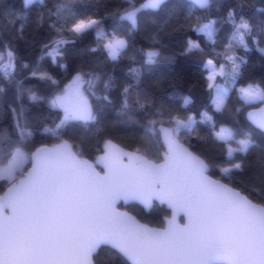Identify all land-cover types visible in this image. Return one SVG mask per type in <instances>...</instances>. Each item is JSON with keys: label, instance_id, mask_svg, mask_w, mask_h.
Masks as SVG:
<instances>
[{"label": "snow or ice", "instance_id": "6c2138e0", "mask_svg": "<svg viewBox=\"0 0 264 264\" xmlns=\"http://www.w3.org/2000/svg\"><path fill=\"white\" fill-rule=\"evenodd\" d=\"M34 2L20 0V5L27 8ZM163 2L145 0L137 7L134 0H126L129 7L118 8L110 14L118 17L110 31L102 28L103 18L74 11L69 3H58L55 11L49 9L48 13L56 17L49 25L55 37L42 45V55L57 63L64 54L63 46L94 32L96 47L90 51L102 49L106 59L115 61L127 48V40L119 34V22L127 20L136 27L137 14L142 9H155ZM192 3L204 7L209 0H192ZM17 15L23 19L21 13ZM40 19L42 21L43 15ZM228 19L233 30L223 51L215 57L207 56L202 43L192 35L186 38L181 52L184 56L199 54L204 57L207 87L213 92L211 102L218 111L226 106L229 87L217 83V78H224L228 85L237 84L244 58L236 55V47L247 50L245 37L252 35V26L246 19L241 17L236 23L231 10ZM213 23L189 25V30L197 36L203 34L214 45ZM23 28L21 24L18 30L21 34ZM252 39L264 54L257 37L252 36ZM144 56V63L151 64L159 52L149 49ZM17 59L10 45L0 47V75L11 79ZM129 72L135 74L138 82L140 70L131 68ZM31 75L58 85L47 72L33 70ZM84 77V73L77 71L71 81L47 101L63 115L54 127L45 124L39 130L51 134L58 143L51 147L41 145L30 153L16 146L7 154L6 162L0 159V180L11 182L18 175L23 177L0 197V264H94L93 253L106 245L117 249L131 264H264V205L253 203L241 192L208 174L211 165L184 143L185 137L195 132L196 120L192 115L184 119L168 114L169 127L162 129L165 151L158 153L160 163L122 152L111 140H106L105 156L101 158L104 168L97 171L92 163L82 158L78 146L61 138V130L70 121L98 120L87 90L82 88L92 80L86 81ZM94 79L98 80L99 76ZM104 86L108 89L109 82L105 81ZM131 92V85L122 89V111L131 106ZM236 92L254 108L248 113L249 119L264 130V107H255L257 101L264 105V88L249 83L236 88ZM29 98L33 101L43 99L34 93ZM103 100L111 103L108 95H104ZM189 102L185 97L184 104ZM136 105L144 107L139 90L136 91ZM9 108L15 133L21 140L31 137L33 129L23 119L22 112L18 113L12 105ZM156 115L164 113L158 109ZM202 120L211 123L212 117L204 112ZM157 123L165 121L151 119L147 130L153 131ZM211 135L223 142L229 157L247 152L253 145L247 134L237 139L233 130L225 126L218 130L213 127ZM140 151L138 148L137 152ZM124 156L128 163L123 162ZM28 164L31 167H27ZM216 167L222 175H228L232 169H240L241 163ZM121 200H139L146 208L154 200L166 202L173 209V216L165 219L164 227H150L120 211L118 202ZM179 211L186 217L183 224L176 221Z\"/></svg>", "mask_w": 264, "mask_h": 264}, {"label": "trees", "instance_id": "16d2710c", "mask_svg": "<svg viewBox=\"0 0 264 264\" xmlns=\"http://www.w3.org/2000/svg\"><path fill=\"white\" fill-rule=\"evenodd\" d=\"M143 1L134 0V3L138 5ZM58 3H69L74 11L103 18L102 28L106 31H110L118 19L110 14L118 8L129 7L126 0H35L27 8L21 7L20 0H0V47L10 45L18 57L12 78L0 75V159L6 162L7 154L16 146L30 153L41 145L58 142L51 134L39 130L45 124L54 127L63 115L61 110L52 108L47 101L80 71L85 74L86 81L92 80L91 84L85 83L82 88L87 90L98 120L70 121L61 130V138L78 146L82 156L93 159L100 153L103 143L111 139L127 149L139 148L158 158V153L163 149L157 131L161 123H157L154 130L149 132L148 121L163 119L165 123L162 125H168L169 113L184 119L192 115L196 120L195 132L187 135L184 143L211 165V176L264 205V132L248 122L246 113L253 107L236 92V88L249 83L264 88V54L252 39V36H256L259 47L264 48V0H210L205 9H198L187 0H168L157 11L139 13L136 30L126 22H119V34L127 40V48L117 60L106 59L102 49L90 51L96 47L95 33L91 32L63 46V56L53 63L50 57L42 55V45L55 37L49 25L56 17L48 13L49 9L55 11ZM230 10L236 23L241 17L249 22L252 35L245 37L247 50L236 47V55L244 58L237 84L228 85L224 78H217V83L229 87L226 106L218 111L211 102L213 92L207 87L204 57L199 54L184 56L181 52L189 35L202 43L207 56L215 57L216 53L222 52L233 30V24L228 19ZM17 13H21L23 19ZM210 21L214 22V45L203 34L197 36L189 30V25ZM21 24L24 25L22 34L18 31ZM65 38L71 39L69 36ZM149 49L158 51L159 56L154 63L145 64L144 53ZM131 68L140 70L138 82L135 74L129 72ZM33 70L49 73L58 81V85L33 77ZM97 75L98 80L94 79ZM105 81L110 84L108 89H105ZM128 85L132 86L129 97L131 106L122 111V89ZM137 90L142 94L143 108L136 105ZM93 92L95 96H92ZM31 93L43 99L33 101L29 98ZM104 95L109 96L111 103L103 100ZM185 97L190 101L187 105L184 104ZM9 105L15 107L18 113L22 112L23 119L33 129L31 137L21 140L15 133ZM259 105V102L255 103V107ZM158 109L164 113L163 116L156 115ZM204 112L212 117L211 123L202 120ZM221 126L231 128L237 139L245 138L247 134L253 145L247 152H237L229 157L223 142L216 141L211 135L213 127L218 130ZM237 162L241 163V168L232 169L228 175H222L216 167H228ZM8 185L0 180V194ZM120 207L153 226H163V218L168 215V210L157 203L149 212L137 204ZM93 261L94 264H129L107 246L99 248Z\"/></svg>", "mask_w": 264, "mask_h": 264}, {"label": "water", "instance_id": "95a60500", "mask_svg": "<svg viewBox=\"0 0 264 264\" xmlns=\"http://www.w3.org/2000/svg\"><path fill=\"white\" fill-rule=\"evenodd\" d=\"M167 1H168V0H164V2H163L158 8H155V9H152V8L142 9L139 13H141V12H143V11H157V10H159V8H160L165 2H167ZM187 1L190 2L191 4H193V3H192V0H187ZM144 2H145V0H144L143 2H141V3H144ZM141 3H140V4H141ZM209 3H210V0H209ZM209 3H208L206 6H204V7H201V6H199V5H195V4H193V5H194L195 7H197L198 9H205V8L208 7ZM140 4H138V5H136V6L139 7ZM139 13H138V14H139ZM138 14H137V16H138ZM122 22H126V23H127V24H128L133 30H136V29H137V26H136V27H132L131 23H130L129 21H127V20H124V21H122ZM259 107H264V105H259V106H257L256 108H259ZM253 110H254V108H251V109H249V110L247 111V113H246V118H247L248 122H249L254 128H256V129H258V130L264 132V130H262V129H260L259 127H257L256 124H254V123L252 122V120L249 119V117H248V113H249L250 111H253ZM75 121H79V120H75ZM82 122H85V121H82ZM166 127H169V126H168V125H162V124H160V125L157 126V131H158L159 139H160V142H161V144H162V146H163V150L161 151L160 154H162V153L165 151V148H164L165 135H164L162 129H163V128H166ZM63 139H64V138H63ZM108 140H111V139H108ZM58 142H59V141H58ZM58 142H56V143H58ZM111 142H112L113 145L116 146V148H117L118 150H120V151H122V152L133 153V154H135V155H142V156H144L146 159L152 160V159L148 158L146 155H144V154H142V153H140V152H137V151H135V150L127 149V148L121 146L120 144L116 143V142L113 141V140H111ZM70 143H71V142H70ZM54 144H55V143H54ZM71 144H72V143H71ZM104 144H105V142H104ZM104 144L102 145V152L99 153V154H97L93 159H89V158H87V157H85V156H82L83 159H86V160H88L90 163H92L93 166L96 168L97 171H100L101 169L104 168V161L101 159L102 157L105 156ZM52 145H53V144H51V145H47V146L51 147ZM186 146H187V145H186ZM189 149H190V148H189ZM34 150H35V149H34ZM34 150H33V151H34ZM190 150H191V149H190ZM191 151H192V150H191ZM192 152H193V151H192ZM201 158H202V157H201ZM122 160H123L124 163H128V158H127L126 156L122 157ZM152 161L155 162V163H160V162H161V159H160L159 161H155V160H152ZM29 167H31V165H29ZM209 171H210V168H209ZM209 171H208V174H209ZM209 175H210V174H209ZM210 176H211V175H210ZM211 177H212L213 179H217V178H214L213 176H211ZM21 178H23V177L20 176V177H18L15 181L11 182V183H10V184L4 189V191L0 194V197H4L5 194L7 193L8 189L11 187V184H12V183H18L19 180H20ZM219 180H220L222 183L228 184V183H226L225 181H223V180H221V179H219ZM228 185H229L230 187L234 188V187L231 186L230 184H228ZM234 189H236L237 191H239V192H241L243 195H245L241 190H239V189H237V188H234ZM245 196H246V195H245ZM247 197H248V196H247ZM248 199L251 200L249 197H248ZM251 201H252L253 203H255V204H259V203L255 202V201H253V200H251ZM154 203H157L159 206H164V207L168 210V215L165 216V217L163 218V222L165 221L166 218H167V219H171V218H172V216H173V209L171 208V206H169L166 202H165V203H161L159 200H154L153 203H152V205H151L150 207H148V208H146V207L143 205V203H141L139 200H130V201H127V202L121 200V201L118 202V208H119V210L122 211V212H127V213H129L130 215L135 216L134 214H132L131 212H129L127 209L120 207V205H122L123 207H125V206L130 205V204H137V205H139L140 207H142L143 210H144L145 212H149L150 209L153 207ZM259 205H262V204H259ZM135 217H136V216H135ZM136 218H137L141 223L148 224V223H146V222L140 220L138 217H136ZM176 221H177V223H180V224H183L184 222H186V217L184 216V213H183L182 211H179V212L176 213ZM148 225H149L150 227H155V228H161V227L166 226L165 223H164L163 226H161V227H159V226H153V225H150V224H148ZM106 246L109 247V248H111V249H113V250L116 251L117 253H119V254H120V255H121V256H122V257H123L128 263H129V264H131V261L128 260L127 257L123 256V255H122L117 249L111 247L110 245H106ZM101 247H102V246H101ZM101 247H100V248H101ZM98 250H99V249H98ZM98 250H97V251H98ZM97 251H96L95 253H93V255H92V259H93V256L97 253Z\"/></svg>", "mask_w": 264, "mask_h": 264}, {"label": "rangeland", "instance_id": "374dc122", "mask_svg": "<svg viewBox=\"0 0 264 264\" xmlns=\"http://www.w3.org/2000/svg\"><path fill=\"white\" fill-rule=\"evenodd\" d=\"M219 84H221V83H219ZM221 85H224V84H221ZM224 86H225V85H224ZM82 87H83V85H82ZM257 102H258V101H257ZM257 102H256V103H257ZM214 108H215V107H214ZM140 153L146 155L148 158H150V159H152V160H155V161L160 160V158L153 157V156L147 154L145 151H142V150H141ZM29 165H30V164H28L27 167H29ZM18 177H20V176L18 175L17 178H18ZM17 178H16V179H17ZM4 181H5L6 183H8V184H10L11 182H13V181L10 182V181H8V180H4Z\"/></svg>", "mask_w": 264, "mask_h": 264}, {"label": "flooded vegetation", "instance_id": "af4514ba", "mask_svg": "<svg viewBox=\"0 0 264 264\" xmlns=\"http://www.w3.org/2000/svg\"><path fill=\"white\" fill-rule=\"evenodd\" d=\"M75 121V120H74ZM160 140V139H159ZM114 141V140H113ZM116 142V141H115ZM117 143V142H116ZM161 143V142H160ZM104 144V143H103ZM119 144V143H118ZM162 145V144H161ZM162 148H163V146H162ZM130 150H133V149H130ZM135 151H137V149H134ZM163 150V149H162ZM102 152V147H101V151H100V153ZM99 154V153H98ZM159 161V160H158Z\"/></svg>", "mask_w": 264, "mask_h": 264}]
</instances>
